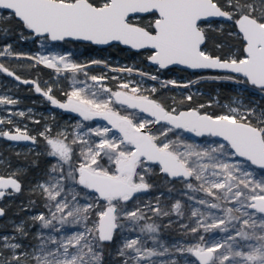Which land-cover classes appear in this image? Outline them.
I'll return each instance as SVG.
<instances>
[{
    "label": "snow or ice",
    "instance_id": "1",
    "mask_svg": "<svg viewBox=\"0 0 264 264\" xmlns=\"http://www.w3.org/2000/svg\"><path fill=\"white\" fill-rule=\"evenodd\" d=\"M145 16L150 18L147 23L142 22ZM12 21L40 39L41 48L69 39L93 45L116 42L150 50L147 59L159 69L181 65L218 70L220 74L207 78L245 83L264 92V0H0V31L8 33ZM222 21L231 22L235 31L228 35L239 48L232 46L223 53L224 45L217 43L220 54L210 53L205 47L208 34H223ZM216 23L218 28L213 26ZM10 48L6 45L0 56L13 55ZM71 56L68 52L26 57L34 61L33 66L42 64L57 74L83 73L95 82L63 91L64 100L55 96L52 87L42 89L0 64V72L33 84L51 106L79 118L71 131L60 129L53 136L46 126L39 133L55 163L48 179L33 189L43 196L46 208L30 217L41 229L36 234L38 243L17 242L29 236L22 221L15 225L16 235L0 237V264H104L105 246L115 243L117 231L121 243L116 264H181L173 253L185 258L183 264H264V178L257 180L254 174V169L264 170V109L242 103L226 105L228 111L221 114L203 112L204 104L187 110L167 108L142 94L132 81L120 82L114 90L103 83L106 76H89L88 67L101 61L81 64ZM113 71L131 74L133 68ZM186 99L191 101L192 96ZM17 103L10 96H0V106ZM116 105L131 111L123 114ZM9 111L25 116L24 111ZM97 120L105 123H91ZM4 123L13 122L0 119V125ZM179 132L218 139L191 142ZM0 137L14 142L37 140L17 126L0 129ZM154 166L186 186L183 195L194 202L188 205L187 222L179 200L171 212L161 206L162 193L155 203L141 204L140 194L153 188L149 176ZM9 189L19 193L21 184L12 175L0 176V198ZM197 192L204 196L192 194ZM172 213L181 219H171ZM163 218H169L166 226L157 223ZM174 224L191 240L167 245L161 229ZM125 232L139 235L129 238Z\"/></svg>",
    "mask_w": 264,
    "mask_h": 264
},
{
    "label": "trees",
    "instance_id": "2",
    "mask_svg": "<svg viewBox=\"0 0 264 264\" xmlns=\"http://www.w3.org/2000/svg\"><path fill=\"white\" fill-rule=\"evenodd\" d=\"M6 14L7 12H5V15ZM148 19L150 18L145 16L142 22L147 23ZM222 23L224 25L223 34H218L217 32L211 31L208 34V41L205 47L206 50L210 53L220 54V52L215 47L217 43H221L224 45L223 53H227L229 47L232 46L239 48V44L236 39L228 35L230 31H235V29L232 27L231 22L222 21ZM213 26L218 28L219 24H214ZM7 27L11 29L8 33L5 34L3 31H0V45L10 44L12 50L16 52L25 51V45L28 48L27 43L30 42V37L37 39L29 31L18 26L15 21H12L9 25H7ZM68 42L77 44L81 47L80 53L77 58L79 62L98 59L114 65L116 64L115 59L118 58L119 62H123L126 64L135 62L136 65H139L148 71H157L166 77L177 76L190 79L197 74L202 73L191 72L180 67L159 69L147 62V56L150 53L149 50L134 51L119 44H111L106 47H99L97 45L86 42ZM34 46L31 45L30 47L33 48ZM27 50H29V48ZM2 64L8 69L12 70L21 78L34 79L40 86L41 82L45 79H47L48 82H52L51 70L42 65L33 66L34 63H32L29 59H3ZM87 71L92 75H106L109 87L114 90L117 89V80H113L112 77L116 74L117 76L115 77H118L119 79L123 78L118 76V74L123 76V73H118V71L106 69L100 64L91 65L90 67H88ZM0 76L8 80L9 82L16 84V91L18 93V96L20 97V103L22 105L34 104L37 107H43L45 105L51 106L44 97L35 92L32 84L17 83L10 76L3 72H0ZM61 81L62 84L54 83L52 88L55 96L58 99H65V97L62 95V92L65 91V86L63 84V80H60V82ZM193 86H195V88L197 89L195 91L189 89V94H185L183 91H179L175 87L157 85L155 86V93L151 91V88H148L146 89V93H144V95H148L150 98H154L156 101L162 103L167 108L175 107L180 110L182 108H198L199 105L204 104L205 107L202 109L203 112L221 114L224 112L222 102L229 100L232 95L236 94L238 88L233 82L217 80H202ZM41 87H43V85ZM189 95L192 96L191 101H188L186 99V97ZM243 95L244 99L248 102H252L253 99H255L258 104H264V96H259L257 93H254L250 90H243ZM250 97L253 99H251ZM35 99L37 100V102H34ZM39 101H41V103H38ZM209 104L211 106H208ZM53 111L55 113L52 120L58 121L70 115L66 112L56 109H53ZM55 129L56 126L53 124V136H55ZM30 130L33 131V129ZM0 138V158L4 157L7 160L6 163L0 162V171L9 173L22 181L21 191L19 193L12 192L5 199L4 217H19L20 215H23V209L21 208L23 205L33 209L41 207V196L38 192H34V188L31 187L33 186L37 178L50 164L51 158L47 155L46 142L40 136L37 137V140L35 142L37 144V148L29 150L27 152L16 151V146L7 147L5 144H7L9 141L2 137ZM154 167V173L149 176V182L153 185L154 190L158 189L159 187H170L172 184H175L176 186L184 185L180 181H171L168 177L159 172L158 167ZM192 183L198 186L195 181H192Z\"/></svg>",
    "mask_w": 264,
    "mask_h": 264
},
{
    "label": "rangeland",
    "instance_id": "3",
    "mask_svg": "<svg viewBox=\"0 0 264 264\" xmlns=\"http://www.w3.org/2000/svg\"><path fill=\"white\" fill-rule=\"evenodd\" d=\"M219 24V23H216ZM34 36V35H33ZM30 42L27 43L28 48L25 45V51L23 52H16L10 48L11 53L13 55H3L0 57V61H3V59H11L14 58L16 59L17 56L15 54H22L19 58L27 59L26 57L28 55H33L35 56L38 53L42 54H49V53H60V54H66L68 52L72 53L71 59L74 62L80 63L79 60H77L78 55L80 53L81 47L78 46L77 44L70 43L68 41H62V42H48L47 45L44 48H41V41L40 39H34L30 37ZM10 45V44H7ZM31 45H35L33 48H31ZM6 45H0V51H3L4 47ZM96 60V59H94ZM98 60V59H97ZM32 63L34 61L30 60ZM92 61V60H91ZM102 63L100 65L104 66L106 69L113 70V69H120V68H126V67H131L133 68V72L129 74L128 72H119L118 73H123L122 75H119L120 77H123L126 81H132L134 84H138L141 87L142 94L145 92L144 90L148 88H155L157 85H166L169 87H175L179 91H183L185 94H189V89L192 91H195L197 88L195 86L191 85L190 79L184 78V77H177V76H171V77H166L162 74H160L157 71H147L144 68H142L139 65H136L135 62L126 64L123 62H119V59H115L114 65L107 63L103 60H99ZM42 65V64H40ZM107 65V66H106ZM44 66V65H42ZM45 67V66H44ZM47 68V67H46ZM145 71V72H144ZM148 73V75L141 76L140 73ZM89 76L92 75L88 72ZM155 75L158 77L157 80H152L150 79V76ZM99 76V75H97ZM115 76H117L115 74ZM149 78H148V77ZM61 78V79H60ZM59 79L63 80V84L65 86V91L70 90L72 86L76 87H84L85 85H95V82L91 81L90 79H87L83 73H71L67 72L64 76H61ZM58 80L57 83L62 84V81L60 82ZM168 81H176V84H169L167 83ZM50 82V81H49ZM83 82V83H81ZM38 83V82H36ZM48 82L42 81L41 86L43 85L45 89L48 88ZM55 82H51V84H54ZM182 85H187V87H182ZM42 88V87H41ZM143 88V89H142ZM117 90V89H116ZM0 96H10L13 99L18 100V103L16 105H2L0 106V118L4 120H11L13 123L12 124H7L4 123L3 125L0 126V129L3 130H12L14 126L20 127L21 129H27V132H31L30 129H33L32 132H35L34 136L38 137L39 133L45 130V127H51L54 124L56 126V129L54 133L56 134L57 131L60 129L68 128L69 131H71L72 126L75 125L76 121L79 119L78 117H75L73 115L66 116L65 118H62L60 120H52L54 117V111L51 106H43V107H37L34 104H27V105H22L20 103V97L18 96V93L16 91V84L9 82L8 80L2 78L0 76ZM38 103H41L39 101ZM118 109H120L119 105H116ZM12 113H16L19 111H24L25 116L20 117L18 115H11L10 111ZM31 110V111H29ZM123 114H128V111H125L124 109H120ZM137 116H143L140 113H137ZM35 121H39L40 123L37 124ZM88 123V122H86ZM93 125H103L102 123H95L91 122ZM54 134V135H55ZM159 134V133H157ZM181 137V135L179 134ZM3 138V137H2ZM170 138H175L174 136H170ZM1 139V138H0ZM209 137H204V138H193L190 139L189 141L191 142H197L200 141L201 143H205L206 140H208ZM7 147L8 146H16V151H24L27 152L32 149L37 148V144H26V143H7L5 144ZM78 150V149H77ZM6 158L2 157L0 158V162L6 163ZM55 163V160L51 158L50 164L47 166V168L43 171V173L37 178L35 183L31 188H35V186L42 182L46 181L48 179V172L49 169L51 168L52 164ZM264 175V172H262ZM197 183V182H196ZM169 189L172 191L170 192ZM187 191L186 186H176L175 184H172L170 187H159L158 189H151L147 193L140 194V202L141 204L147 203V202H152L155 203V198L160 195L161 193L163 194L161 196V206L171 212L172 206L174 203H176L177 200H179L182 204V211L185 213V216L183 217L184 222L188 221V218L191 216L190 209H189V204H191L190 201H188L187 197L183 195V193ZM195 196L198 197H203V193H192ZM41 196V195H40ZM44 198L41 196V207L37 209H33L30 207H26L23 205L21 208L23 209V215H20L19 217H6L4 221L0 223V237L3 236H13L16 235L15 233V225L20 224L22 221L25 222L27 230L29 232V236L26 239L22 240H17V242L23 243L24 245H34L38 243V240L36 239V234L38 231L41 229L39 228L38 224L33 225L32 221L30 220V217L38 215L41 212H46V208L44 207ZM134 207L133 205L129 206ZM151 216V213L148 214ZM173 220H179L181 218L176 217L175 213H172V216L170 217ZM168 219L169 218H163V220H157V223H163L165 226L168 224ZM149 222H152L151 220ZM124 235L128 236L129 238H135V236L139 235L138 232H125ZM219 235V234H217ZM161 239L169 246L176 242L184 241V240H191L190 236H185L182 231L179 230V224H174L171 228L164 227L161 229ZM121 243V236L119 231H117L116 235V241L113 244L105 246L104 249V264H116V260H119L120 258L116 257V249ZM148 246H151V241H148ZM174 257L179 259L181 261V264H183V260L185 259L184 257H181L179 253H173ZM115 258V260H114ZM161 259H167L161 258ZM122 264V261H121Z\"/></svg>",
    "mask_w": 264,
    "mask_h": 264
},
{
    "label": "built area",
    "instance_id": "4",
    "mask_svg": "<svg viewBox=\"0 0 264 264\" xmlns=\"http://www.w3.org/2000/svg\"><path fill=\"white\" fill-rule=\"evenodd\" d=\"M1 57V56H0ZM91 60H89V61H82V62H80L81 64H87L88 62H90ZM49 69V68H48ZM51 70V72H52V74H51V80H52V82H55V83H57L58 82V80H60L61 78V76H64L67 72H64V73H62V74H57L56 72H55V70L54 69H50ZM146 70V69H145ZM148 71V70H147ZM145 72V71H144ZM146 75H148L149 76V74L148 73H146ZM213 75H218L217 73H210V72H202V73H199V74H197L196 76H194V77H192V78H190V84L191 85H195L196 83H198V82H200V81H202V80H212V79H209V78H207V77H210V76H213ZM99 76H106V75H104V74H100ZM147 76V77H148ZM60 78V79H59ZM149 78V77H148ZM44 81H46V82H48V80L47 79H45ZM124 81H126L124 78H120L119 80H117L116 81V83H117V85L120 83V82H124ZM230 82H233V83H235L236 84V86L238 87L237 88V93L236 94H234V95H232V97L229 99V100H226V101H223L222 102V106H223V108H224V112H227L228 111V108L227 107H225L226 105H228V106H239L241 103H242V105L243 106H245V107H257V109L259 110V109H264V104H262V105H260V104H258V102L255 100V99H253V98H251V99H253V101L252 102H248L247 100H245L244 99V95H243V90H250V91H252V92H254V93H257L259 96H264V92H261L259 89H257V88H255V87H253V86H251V85H248V84H245V83H237V82H234V81H230ZM106 86H108L109 87V84H108V82H107V79L103 82ZM48 84V87H52L53 86V84H51V82H48L47 83ZM143 89V88H142ZM46 90V89H45ZM144 91H146V90H144ZM143 93H146V92H143ZM223 112V113H224ZM143 116H145V115H143ZM178 134H180L181 135V137L182 138H184V139H186V140H190V139H193V138H191V137H189L186 133H184V132H179ZM214 138H210L209 137V139L208 140H206V142H210L211 140H213ZM239 160H243V159H241V158H238ZM245 166L247 167V164H246V162H245ZM262 172H264V170H261V169H254V174H255V179H257V180H259V179H262V178H264V175H263V173ZM191 202V204L192 203H194V202H192V201H190ZM190 209V213H191V208H189Z\"/></svg>",
    "mask_w": 264,
    "mask_h": 264
},
{
    "label": "water",
    "instance_id": "5",
    "mask_svg": "<svg viewBox=\"0 0 264 264\" xmlns=\"http://www.w3.org/2000/svg\"><path fill=\"white\" fill-rule=\"evenodd\" d=\"M26 30V29H25ZM28 31V30H27ZM34 35V34H33ZM70 40V39H69ZM70 41H76V40H70ZM77 42H86V41H77ZM86 43H90V42H86ZM112 44H118V43H116V42H113ZM111 45V44H110ZM120 45V44H119ZM97 46H99V47H106V46H108V45H97ZM121 46H123V47H127V48H129L128 46H125V45H121ZM131 49V48H130ZM132 50H134V49H132ZM134 51H139V50H134ZM150 51V50H149ZM150 54V53H149ZM147 62L150 64V65H153V64H151L150 62H149V60L147 59ZM0 64H2V61H0ZM153 66H155V67H157V68H159L157 65H153ZM169 67H180V68H182V69H185V70H188V71H191V72H213V73H219V71L218 70H191V69H187V68H185L184 66H181V65H172V66H169ZM10 70V69H9ZM12 71V70H11ZM15 75H17L16 73H15ZM18 76V75H17ZM14 81H16L17 83H21L20 81H18V80H16L14 77H11ZM21 78V77H20ZM22 80H25V78H21ZM26 80H30V81H35L34 79H32V78H28V79H26ZM34 89H35V86H34ZM39 95H41V94H39ZM42 96V95H41ZM60 100H64V99H60ZM51 105V104H50ZM52 108H54L53 106H52ZM54 109H56V110H59V111H63V112H65L64 110H61V109H57V108H54ZM187 109H189V108H182V109H180V110H187ZM67 113V112H66ZM68 114H71V113H68ZM71 115H73V116H75V117H77L75 114H71ZM145 116H146V114H144ZM1 119V118H0ZM93 122H95V123H102V124H104L105 122H103V121H99V120H97V121H93ZM1 126V125H0ZM28 134L29 135H31V136H34L32 133H30V132H28ZM189 137H191V138H196L194 135H192V134H189V133H186ZM214 139H218V138H214ZM14 142V141H13ZM15 143H26V144H33L31 141H20V142H15ZM241 159H243V158H241ZM2 177H5V178H7L8 176H2ZM14 178H16V177H14ZM19 182V181H18ZM20 183V182H19ZM0 209H3L2 208V206L0 205ZM3 216H0V219L2 218Z\"/></svg>",
    "mask_w": 264,
    "mask_h": 264
},
{
    "label": "flooded vegetation",
    "instance_id": "6",
    "mask_svg": "<svg viewBox=\"0 0 264 264\" xmlns=\"http://www.w3.org/2000/svg\"><path fill=\"white\" fill-rule=\"evenodd\" d=\"M36 82V81H35ZM32 86H33V88H34V85L32 84ZM42 89H45V87L43 86L42 87ZM41 96V95H40ZM43 97V96H42ZM34 102H37V100L35 99L34 100ZM52 107V106H51ZM54 109V108H53ZM71 115V114H70ZM142 115H144V114H142ZM31 131V130H30ZM30 133H32L33 135L35 134V132H30ZM4 139H6V138H4ZM7 140V139H6ZM9 141V140H8ZM9 143H14V144H16L15 142H13V141H9ZM11 174H9V173H4L3 171H0V176H10ZM13 176V175H12ZM15 177V176H14ZM16 179L20 182V184L22 185V181L20 180V179H18L17 177H16ZM7 193H12V191H11V189H9V190H7ZM9 194H6L4 197H2V198H0V205L2 206V208H3V210H5V199L8 197V195ZM4 215H5V211H4ZM4 215H3V217L0 219V223L2 222V220L4 221L5 220V218L6 217H4Z\"/></svg>",
    "mask_w": 264,
    "mask_h": 264
}]
</instances>
